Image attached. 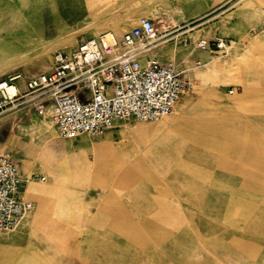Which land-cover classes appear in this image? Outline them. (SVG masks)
Returning a JSON list of instances; mask_svg holds the SVG:
<instances>
[{
  "label": "rangeland",
  "instance_id": "obj_1",
  "mask_svg": "<svg viewBox=\"0 0 264 264\" xmlns=\"http://www.w3.org/2000/svg\"><path fill=\"white\" fill-rule=\"evenodd\" d=\"M184 2L201 14L158 49L190 76L168 115L67 137L35 115L13 125L6 152L42 179L23 185L33 209L0 233V264H264V0ZM171 4L143 0L142 15L165 29ZM138 17L77 26L57 0H0V78L48 69L68 32L76 46L86 26L122 34Z\"/></svg>",
  "mask_w": 264,
  "mask_h": 264
},
{
  "label": "built area",
  "instance_id": "obj_2",
  "mask_svg": "<svg viewBox=\"0 0 264 264\" xmlns=\"http://www.w3.org/2000/svg\"><path fill=\"white\" fill-rule=\"evenodd\" d=\"M185 26L160 30L152 19L139 16L118 40L103 33L84 37L70 51H56L46 71H14L0 78V117L35 113L64 137L97 135L129 117L158 120L191 87L180 64L157 55ZM194 46L226 44L198 39ZM36 179L42 177L21 174L11 152L0 154V233L17 231L30 215L33 203L24 196L23 185Z\"/></svg>",
  "mask_w": 264,
  "mask_h": 264
},
{
  "label": "crops",
  "instance_id": "obj_3",
  "mask_svg": "<svg viewBox=\"0 0 264 264\" xmlns=\"http://www.w3.org/2000/svg\"><path fill=\"white\" fill-rule=\"evenodd\" d=\"M155 1L159 2L162 0H155ZM171 1H172V4H171V7H169V9L172 11L171 14H173V17H174L173 19L175 21L174 23L171 22L170 25H168L165 29L172 28L173 30H177L178 27L185 26L186 24H189V25L185 27L189 28L190 24L196 21V20L193 21L192 19H194L195 17L201 14L200 12H197L196 10H194V8L191 5L185 4L184 0H171ZM60 9L62 10L63 14L72 16V20L75 21V25L81 26V25H84L86 22L96 19L97 17H102L103 15L110 14L115 9L118 15L125 14V15H130V16H135V17L143 16L142 15L143 14V0H130L129 5L126 4L124 6H119V0H57L58 13ZM127 10L129 11L127 12ZM160 14L167 15L168 13L161 12ZM106 30H110V29H106ZM182 31L186 32L187 30L185 28L181 30V32ZM167 43H174V41H169ZM157 55L161 59L167 61L166 59L160 56L159 51H157ZM21 115L22 113H19V114L16 113L13 115L2 116V117H6V120L3 122H0V124L9 122V127H8V131H9V129H12V125L15 126L16 123H19L17 122V119ZM31 115H35L36 117H38L35 113H31ZM22 117L23 116L19 117L20 118L19 121H21ZM2 134L3 133H0V136ZM11 154H12L13 160L15 161L13 157V153Z\"/></svg>",
  "mask_w": 264,
  "mask_h": 264
},
{
  "label": "bare ground",
  "instance_id": "obj_4",
  "mask_svg": "<svg viewBox=\"0 0 264 264\" xmlns=\"http://www.w3.org/2000/svg\"><path fill=\"white\" fill-rule=\"evenodd\" d=\"M21 13V12H20ZM110 21V20H109ZM15 26V25H14ZM26 28V27H25ZM82 33H84L85 34V37H91V36H95V35H97V34H101V33H103V34H106V35H108V36H111L113 39H115V40H118L120 37H121V33H117V32H115V31H113V30H103V31H100V32H97V33H95L94 31H90V28L89 27H84V28H82L81 30H80ZM77 32L76 31H73V32H68L67 34H65L62 38L64 39V41H65V49L63 50V51H70L71 49H73L74 47H75V45H74V37H75V34H76ZM83 37V36H82ZM58 39H60L59 37H58ZM233 42H231V44H232ZM232 47V45L229 47L228 45H226L225 46V51H227L228 49H230ZM50 49V47H49V45H46L45 46V50H49ZM53 55H54V53L52 54V58H51V60H50V64H49V62L47 61V60H45V59H43V60H41V65H42V70L43 69H45V68H47L48 66V69L50 68V66H51V64H52V61H53ZM48 69H46V70H48ZM46 70H44V71H46ZM186 72H188V70L186 69L185 70ZM3 119V118H2ZM2 119H0V120H2ZM13 125H12V129H9V132H8V134H7V138H6V140H4L3 142H0V154H2V153H4V152H6V148L8 147V145H10L11 143H12V139H13V137H14V132H13ZM47 137V136H46ZM44 142H46L47 140H43ZM42 144V143H41Z\"/></svg>",
  "mask_w": 264,
  "mask_h": 264
}]
</instances>
